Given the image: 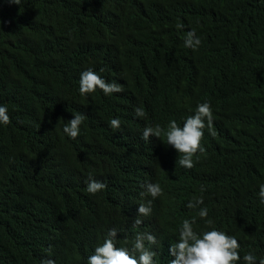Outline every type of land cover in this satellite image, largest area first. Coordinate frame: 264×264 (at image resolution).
Instances as JSON below:
<instances>
[{
  "label": "trees",
  "instance_id": "trees-1",
  "mask_svg": "<svg viewBox=\"0 0 264 264\" xmlns=\"http://www.w3.org/2000/svg\"><path fill=\"white\" fill-rule=\"evenodd\" d=\"M0 21V105L11 121L0 125V264H87L112 228L118 247L151 233L156 264H169L183 219L211 230L199 208L186 207L201 196L212 227L238 239V264L248 252L259 264L264 0H0ZM193 29L196 51L183 46ZM88 69L124 91L81 97ZM206 101L216 135L204 130L206 151L191 170L176 165L163 137L142 139L146 126L182 127ZM73 113L86 117L75 140L63 132ZM90 179L106 188L88 194ZM145 183H159L163 196L134 226L139 204L152 199L140 195Z\"/></svg>",
  "mask_w": 264,
  "mask_h": 264
},
{
  "label": "clouds",
  "instance_id": "clouds-1",
  "mask_svg": "<svg viewBox=\"0 0 264 264\" xmlns=\"http://www.w3.org/2000/svg\"><path fill=\"white\" fill-rule=\"evenodd\" d=\"M9 4L21 5L27 3V0H5ZM2 23V21H0ZM178 30L183 29L182 23H177ZM2 30V29H0ZM201 45L200 38L196 35L195 30L188 31L183 37V46L196 51ZM103 71V69H101ZM79 94L81 97L95 93L97 90L102 91L105 96H111L113 93H121L124 91L123 86L116 82H106L97 72L88 69L83 71L79 77ZM135 116L143 118L146 113L143 107L134 109ZM74 118L68 121L63 132L69 138L75 140L80 134V126L85 120V115L81 113H73ZM213 110L210 102L199 103L194 111V115H189L183 122V126L178 125L176 120H171L167 127L146 126L142 132V139L149 141L154 136L166 145L171 146L178 153L176 165L191 170L195 167L193 157L197 153L206 151L202 147L204 130L207 128L208 133L212 136L216 135L213 127ZM8 108L0 105V125H8L10 123ZM120 120L113 118L109 122V126L113 130L120 128ZM144 191L140 193L141 197L150 196L152 199L142 202L138 207V216L134 221V226L143 223L140 217H148L152 214V201L163 196V189L159 183H145L141 186ZM106 188V184L95 179H90L86 185V192L90 195H96ZM201 192L205 191L201 187ZM260 204L264 205V184L259 186ZM203 197H193L189 200L186 207L189 209H197L198 217L205 221L206 227L211 230L197 232L194 225L197 223V216L190 219L182 220L178 228V238L176 242L171 243L169 253L174 257L169 264H238L241 260L240 243L235 236L228 235L224 231L216 230L213 221L208 219L207 207L203 205ZM118 230L110 229L102 244L95 247L94 253L87 258V264H156L154 257L156 252L152 250V246L157 244L156 237L148 232H137L134 240L131 242L132 247L117 246L116 237ZM127 244L128 241L125 240ZM244 264H256L257 257L252 252H248L243 256ZM41 264H55L53 259L45 258L41 260ZM259 264H264V258L259 259Z\"/></svg>",
  "mask_w": 264,
  "mask_h": 264
}]
</instances>
